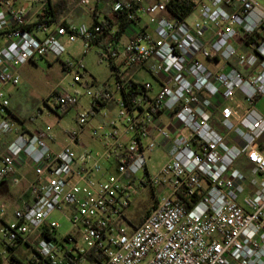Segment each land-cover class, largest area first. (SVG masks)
<instances>
[{"label":"built area","instance_id":"1","mask_svg":"<svg viewBox=\"0 0 264 264\" xmlns=\"http://www.w3.org/2000/svg\"><path fill=\"white\" fill-rule=\"evenodd\" d=\"M47 1L0 0V134L14 135L0 180L26 160L37 175L11 220L0 204V244L10 255L32 248L25 264H264V5L187 0L175 14L173 0H114L117 19L32 20ZM64 40L99 46L115 83L87 91L91 109L55 150L48 129H23L8 87L37 57L63 55ZM77 103L58 93L55 111ZM157 151L167 159L152 173ZM148 190L152 207L136 224L128 210ZM64 207L75 232L58 239L52 214Z\"/></svg>","mask_w":264,"mask_h":264},{"label":"rangeland","instance_id":"2","mask_svg":"<svg viewBox=\"0 0 264 264\" xmlns=\"http://www.w3.org/2000/svg\"><path fill=\"white\" fill-rule=\"evenodd\" d=\"M106 2H110V0H106ZM89 5H96V0H87V3L80 0L83 13L81 12L77 16L78 21H91ZM100 18L105 19V14L100 13ZM144 20L146 21L147 19L145 18ZM64 43L67 51L63 55L57 57L50 53L46 56L37 57L36 60L27 63L22 68L21 83L18 86L8 87L13 94L12 107L20 118L25 121V125L31 129L37 127L48 129L51 134L57 137V143L54 146L56 150H59L62 143L67 140L66 133L77 126L80 114L91 109L93 99L87 94V91H96L106 86L113 87L115 83L112 66L100 60L99 46L85 53L81 41L70 43L64 40ZM79 61L84 64V68L79 66H75L71 70L66 68L67 62L77 63ZM80 73L83 76L82 81L75 82V75ZM144 76L147 79H151L149 74ZM58 93L75 94L78 97V103L68 110L59 108L55 111L56 95ZM258 107L264 111V97L259 102ZM103 120H107V117H104L103 114L100 117L91 118L90 125L98 126ZM88 142L91 143V140L89 139ZM92 148L102 149V146L99 143L92 142ZM166 159L167 155L165 153L157 151L149 160L150 171L155 173ZM34 172H29L31 177H34ZM15 179L20 180L19 176L13 177L9 175L3 179V184L15 188V184H17ZM26 184L27 182L22 178L19 188L22 189V198L24 199L28 197V194L24 192ZM152 202L153 198L150 196V191H145L143 196L133 201L128 210V217L132 219L142 212L146 213L152 207ZM64 208L65 212L56 210L52 214V217L61 224L56 231L58 239L75 232V228L67 217L69 208ZM139 222L138 217L135 219V223ZM33 253V249L27 245H21L16 250V254L24 258L28 255H33ZM9 257L10 252L6 251L4 246L0 244V264H9Z\"/></svg>","mask_w":264,"mask_h":264},{"label":"crops","instance_id":"3","mask_svg":"<svg viewBox=\"0 0 264 264\" xmlns=\"http://www.w3.org/2000/svg\"><path fill=\"white\" fill-rule=\"evenodd\" d=\"M5 1L6 2L9 1L10 3H12L11 5H13V6H18L21 2H23V0H5ZM50 1H54V0H50ZM258 1L264 5V0H258ZM48 2H49V0L47 1V3ZM113 2H114V0H110V2H106V0H96V5L98 6L99 12L96 13L95 15L90 13L89 17H90L91 21L86 22V21H78L77 20V16H79L81 14V12L83 13V10L80 6V0H78V1L76 0V3H75V0H71L70 7L67 10L65 16L63 17V20H66L69 23L70 22H76V23L85 22L87 24H93L97 20H102L100 18V13L105 14V18H110V17L113 18L114 17L113 11H112ZM46 4H42V3L33 4V7H32L31 12H30L32 20H36L39 17V14L41 13V11L43 10V8L45 7ZM8 93H9L10 100H11L10 109L14 113V115L20 120V123H21V126L23 127V129L33 131V130L40 128V127H37L35 129H31L25 125V121H23L20 118V116L18 115L16 110L12 107V95H13L12 90L8 89ZM53 136H54V139H53V141H49V144L51 142V144H50V145H52L51 147L53 149H55L54 146L57 143V137H55V135H53ZM13 137H14L13 134H7V135L6 134H0V155L5 151L6 145L13 139ZM66 137H67V140L62 143L60 149L68 141L67 133H66ZM33 169H34L33 165L27 160L18 162V166H17L15 172L10 174L13 177L19 176V178L21 180V181L19 180L18 183L15 184L16 185L15 188L6 186V184H3V179L0 180V204H4L9 209V217L10 218L12 217V213L16 208L22 206V204L24 202H26V201L29 202L32 200L31 184L37 179V175L35 172H34L35 173L34 177H31L29 174L30 171H35ZM7 177H5V178H7ZM22 178H23V180H25L27 182L24 192L26 194H28V197L25 199L22 198V189L19 188V186H21V183H22Z\"/></svg>","mask_w":264,"mask_h":264},{"label":"trees","instance_id":"4","mask_svg":"<svg viewBox=\"0 0 264 264\" xmlns=\"http://www.w3.org/2000/svg\"><path fill=\"white\" fill-rule=\"evenodd\" d=\"M71 4V0H54L50 1L45 5L41 13L39 14V18H49L51 21H63L65 24L68 22L66 20H63V17L65 16L67 10L69 9ZM190 7V4L187 0H173L172 2V11L175 14H181L186 11L187 8ZM113 18L110 17V19H117L118 15L116 13H113ZM32 25H27V27H31ZM72 106L66 108L68 110ZM146 213L142 212L139 215V220L142 221L144 218V215ZM10 264H25L22 258H20L18 255H16L14 252L10 255Z\"/></svg>","mask_w":264,"mask_h":264}]
</instances>
